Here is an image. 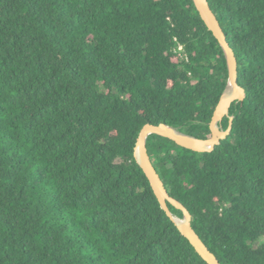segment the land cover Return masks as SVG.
Returning a JSON list of instances; mask_svg holds the SVG:
<instances>
[{"label": "trees", "instance_id": "trees-1", "mask_svg": "<svg viewBox=\"0 0 264 264\" xmlns=\"http://www.w3.org/2000/svg\"><path fill=\"white\" fill-rule=\"evenodd\" d=\"M207 2L247 99L213 153L149 155L221 264H264V0ZM228 87L193 0H0V264H208L137 147L148 124L212 138Z\"/></svg>", "mask_w": 264, "mask_h": 264}, {"label": "water", "instance_id": "water-1", "mask_svg": "<svg viewBox=\"0 0 264 264\" xmlns=\"http://www.w3.org/2000/svg\"><path fill=\"white\" fill-rule=\"evenodd\" d=\"M208 0H193L196 9L198 10L203 22L206 23L209 30L214 34L215 38L220 43L227 59L229 70V87L219 102L212 122L210 123V130L212 131V138L207 140L198 139L175 130L172 127L161 124L158 127L153 125H146L140 135L137 147L138 163L147 177L151 188L158 199L161 210L175 222L182 236L189 240L192 246L196 249L200 257L208 264H221L217 257L208 249L204 242L194 232L191 227V216L188 211L176 200L169 196L167 189L160 174L157 172L152 159L149 155L148 141L151 137L160 136L170 139L177 143L180 147L191 150L196 153H213L223 141L229 139L233 134L234 120L230 119V112L234 105L244 104L247 95L246 92L239 86V65L234 51L229 46L227 36L218 22L216 16L211 11L207 2ZM228 92H232L229 96ZM226 118L230 119V127L228 130L223 129V122ZM168 204L180 211L183 215L181 222L172 215Z\"/></svg>", "mask_w": 264, "mask_h": 264}, {"label": "rangeland", "instance_id": "rangeland-1", "mask_svg": "<svg viewBox=\"0 0 264 264\" xmlns=\"http://www.w3.org/2000/svg\"><path fill=\"white\" fill-rule=\"evenodd\" d=\"M229 93V96L232 95V92H228ZM177 222H181V220L177 219Z\"/></svg>", "mask_w": 264, "mask_h": 264}]
</instances>
